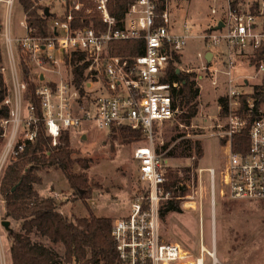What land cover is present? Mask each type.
<instances>
[{
    "label": "built area",
    "instance_id": "built-area-1",
    "mask_svg": "<svg viewBox=\"0 0 264 264\" xmlns=\"http://www.w3.org/2000/svg\"><path fill=\"white\" fill-rule=\"evenodd\" d=\"M92 1L94 7L87 11L95 12L101 22L90 19L85 26L74 25L73 9L81 10L84 0H57L59 8H50L53 33L34 34L24 19L21 25L26 33L19 35L11 26L15 0H0L7 7V18L0 29L8 55L7 66L2 65L0 71L9 70L13 74V85L8 87L4 100L10 111L0 118V125L4 127L0 135L6 137L0 170L7 159L16 158L25 150L28 140L37 139L40 118L35 116L34 106L28 109L27 116L23 115L29 82L36 84V93L42 98L43 119L54 137V145L63 130L79 127L85 121L100 127L140 128L148 141L138 143L135 157L141 161L139 175L145 185L132 199L128 215L114 219L113 235L119 256L125 264H208V256L213 253L203 238L198 249H187L179 242L168 240L163 231L162 207L171 197L164 184L174 164L172 157L166 155L169 148L162 149L164 143L159 149L154 139L156 121L180 120L181 114L187 112L177 94L181 83L165 78L175 53L183 52L189 35L170 29L171 0H166L163 12L158 10V0H128L122 16L111 10V3L116 5V0ZM262 7L264 0L259 10L245 12L233 0H228V9L217 25L204 34L217 48L222 44L227 48L224 69L218 68L215 56L211 66L216 67L204 66L214 72L222 70L228 80V90L219 98L224 123L218 124L221 127L218 134L225 141L221 144L217 165L200 166L197 170L201 204L205 172L211 207L228 198L264 200V88L262 92L261 88L243 90L235 77L237 55L250 46L256 49L264 46ZM212 12L216 13L217 9L213 8ZM221 21L224 25L218 28ZM186 31H189L188 25ZM134 39L144 42L140 54L115 53L113 42ZM19 51L27 54L31 65L40 70L35 75L32 68L28 81L16 73L15 58ZM78 55L82 56L79 64H86L83 92L73 72L72 60ZM49 67L55 70V76ZM259 72L264 73V62L260 63ZM203 77L198 73V79ZM243 81L249 86L248 78ZM213 83L217 84V80ZM192 86L197 89L195 84ZM237 135L248 138V143L245 138L239 141L238 149L234 143ZM174 168L183 170L182 166ZM198 215L203 236V208L194 212V217ZM1 255L5 256L2 251Z\"/></svg>",
    "mask_w": 264,
    "mask_h": 264
},
{
    "label": "rangeland",
    "instance_id": "rangeland-1",
    "mask_svg": "<svg viewBox=\"0 0 264 264\" xmlns=\"http://www.w3.org/2000/svg\"><path fill=\"white\" fill-rule=\"evenodd\" d=\"M262 2V0H260ZM255 0L240 1L237 6L241 11H252ZM40 3L51 5L54 10L59 8L57 0H40ZM170 29L179 34H188L186 44L182 50L181 61L177 62L183 75H187L191 80H196L197 95L193 98L198 108L197 114L190 117V123L180 120L166 122L156 121L154 125V139L160 148L162 144L170 143L173 135L180 131H186L187 137L202 142L204 155L199 157L193 148L196 158L172 157L174 167L182 166V172H179L184 184L190 185L187 194L183 197V212L170 211L163 217V231L168 240L179 242L187 249H198L202 238L206 245L212 250L213 255L208 256V264H214V221L213 207L209 202L208 181L205 172L203 173V205L201 204V185L199 183L198 167L217 165L218 155L223 143L222 135L218 132L224 123V118L218 108V97L222 96L228 90L227 75L219 70L218 72L210 71L204 66H211L204 56L207 51L212 50L217 62L226 59L220 54L221 50L213 45L212 40L206 39L204 34L212 30L217 21L222 17L223 12L228 9V0H171L170 4ZM216 8L217 12L213 13L212 9ZM262 19L260 22L264 26V8L262 7ZM11 26L16 33L23 35L26 30L21 25V20L27 18L24 12L21 0H15L11 11ZM7 18V7L0 3V23ZM29 23V21H28ZM186 25L189 31H186ZM0 42L3 45V51L6 52L4 39L0 29ZM222 48H226L222 44ZM259 49V48H258ZM256 48L250 46L236 57L235 77L236 84L243 86V90L251 91L256 87L264 86V73L259 72V64L264 59L254 60L257 58ZM202 55H199V53ZM18 53V52H17ZM21 54L15 58L17 67L16 73L21 77L23 69L19 64ZM7 53H4V60L1 64L7 66ZM242 60V61H241ZM241 62V65H240ZM29 64L31 61L29 60ZM196 68L197 71L188 72L189 68ZM216 67L215 65L211 68ZM34 74L40 73L39 67H33ZM218 68L224 69L219 64ZM52 76H55L54 71ZM198 73L203 74V79H198ZM33 74V75H34ZM7 78L9 88L13 85V74L9 70L4 73ZM40 78H43L40 75ZM248 78L249 86L243 79ZM217 80V84L213 80ZM180 101L181 98L179 97ZM26 101V100H25ZM220 103V102H219ZM184 109L188 112L189 106L183 102ZM6 114V113H5ZM24 116L28 115V110L24 109ZM4 114L1 115V117ZM0 117V118H1ZM125 127V126H121ZM70 133V145L79 153L77 157H85L92 160L88 170V176L91 182L96 183L91 197L87 200L81 194L73 191L64 172L60 169L50 168L38 171L41 182L35 184L41 196L55 197L58 203L66 200L61 207V211L69 215L89 216L91 211L99 216L124 217L128 215L132 199L142 189L144 181L140 179L139 170L141 161L135 157V148L138 143H146L148 138L144 136L141 141L132 143L123 142L121 137H114L109 127H100L92 121H85L79 127H73L68 130ZM179 140V139H178ZM6 138L0 135V158L5 148ZM199 159L196 167V159ZM16 158H9L3 165L0 172V182L4 175L7 165ZM191 166L189 176H186L187 167ZM145 185V183H144ZM90 205V207L88 206ZM204 211V234L201 235V220L199 215L194 217L195 211ZM216 247H217V264H264V200H245L228 198L222 204L216 207ZM6 211V201L0 194V219H9L11 228L21 231V224L12 218H4ZM191 216V217H189ZM0 234L3 235L0 244H4L5 251L1 245L3 255L0 254V264H13L9 229L0 222ZM32 238L35 241L43 240L48 246H51L59 254L64 253L62 245L55 244L49 239L41 238L37 232H33Z\"/></svg>",
    "mask_w": 264,
    "mask_h": 264
},
{
    "label": "trees",
    "instance_id": "trees-1",
    "mask_svg": "<svg viewBox=\"0 0 264 264\" xmlns=\"http://www.w3.org/2000/svg\"><path fill=\"white\" fill-rule=\"evenodd\" d=\"M240 1L243 0H233V4L237 5ZM84 2V7L81 10L73 9V13L76 15L73 24L85 26L90 23V19L101 22L95 12L87 11L89 7H94V2L92 0H84ZM165 2L166 0H158L160 12L164 11ZM21 3L34 34L46 35L54 32L50 23V16L53 15L50 10L51 5L42 4L40 0H21ZM127 4L128 0H116V5L111 3V10L118 16H122ZM260 6L261 1L255 0L252 12L259 10ZM47 7H49V12ZM143 44V40L139 39L113 42L115 53L122 55L140 54ZM257 52L258 56L254 60L264 59V46L260 47ZM4 53L2 42H0V67L4 61ZM19 54H21L19 64L23 69L22 76L28 81L32 65L29 64L27 54L21 51ZM181 57V53H175L174 59L167 69L168 73L165 80L181 83L177 94L181 98L180 102L189 106V111H184L181 114V119L190 123L189 118L195 116L198 111L195 103H192L194 96L197 95V90L193 88L190 77L178 71L177 62L181 61ZM80 59L82 56H75L72 63L74 64L75 81L83 92L86 64L80 65ZM258 88H261L262 92L264 86ZM36 89V84L29 82L25 92V100L27 109L34 106V114L40 118L37 122V139L35 142L27 141L25 150L7 165L0 182V194L6 201L4 218H12L22 227L21 231L11 227L9 229V237L12 238L13 264H125L119 256L116 239L113 235V217L99 216L93 211L89 216L69 215L61 211L60 207L66 203V200H61L58 203L55 197L41 196L35 187V184L42 180L38 171L44 168L62 170L72 190L81 194L85 201L92 196L94 187L97 185L91 182L88 176L87 169L92 160L75 156L79 152L71 147L68 130H63L58 143L53 144L54 137L48 132L46 122L43 119L42 98L36 93ZM7 96L8 86L4 73L0 71V117L10 111V107L4 103ZM110 129L112 135L121 137L123 142L132 143L144 138L143 130L140 128L113 126ZM2 130L3 128L0 126V132ZM244 138L245 142L248 143V138L243 137V135L235 137L236 149L239 148V141ZM174 141L175 143L171 148L167 144L162 146V149L169 148L166 153L167 156L196 158L193 151L194 146L199 157L204 155L202 142L187 137V132L180 131V127H177V132L173 135L170 143ZM224 141L225 139H223ZM198 163L199 159L197 158L196 167ZM191 169V166L187 167L186 176L190 177L189 171ZM167 177L168 180L164 186L166 191L170 192L171 197L162 207L163 217L170 211L183 212L185 210L182 201L189 190L174 167L169 169ZM14 187L16 188L14 189ZM88 206L90 207V205ZM33 232H37L41 238L62 245L64 253L59 254L43 240L35 241L31 235Z\"/></svg>",
    "mask_w": 264,
    "mask_h": 264
},
{
    "label": "crops",
    "instance_id": "crops-1",
    "mask_svg": "<svg viewBox=\"0 0 264 264\" xmlns=\"http://www.w3.org/2000/svg\"><path fill=\"white\" fill-rule=\"evenodd\" d=\"M85 4V3H84ZM84 7V6H83ZM1 24V23H0ZM13 32L15 33V34H18V33H16V31H14L13 30ZM219 50H221V52H220V54H227V48H222V46H220V48H219ZM209 51H212V50H209ZM208 52V51H207ZM207 52H206V55H207ZM213 52V51H212ZM6 53V52H5ZM181 54H182V52H181ZM214 56H215V54H214V52H213V58H214ZM240 56H241V53H239V59H240ZM224 57L226 58V56L224 55ZM212 58V59H213ZM5 61V60H4ZM224 59H222V61H219V62H217V63H219L220 65H224ZM242 61V60H241ZM210 63L212 62V60L211 61H209ZM215 63H216V61H215ZM240 65H241V62H240ZM180 68V67H179ZM179 68H178V71H179ZM193 68V67H192ZM194 70H196V68H193ZM211 71V70H210ZM5 80H6V82H7V78H5ZM192 81V84H195L196 85V88L198 89V86H197V83L195 82V80H191ZM8 83V82H7ZM198 92V91H197ZM25 104H24V109L26 108L27 109V107H26V101L24 102ZM218 105H219V97H218ZM218 108H219V106H218ZM24 109H23V113H24ZM28 110V109H27ZM28 113H29V110H28ZM5 115V114H4ZM1 126V125H0ZM2 128H3V130L0 132V134L1 133H3L4 132V127L3 126H1ZM2 137H5V136H2ZM6 138V137H5ZM3 168V167H2ZM2 170V169H1ZM1 170H0V172H1ZM0 222H1V224H3L6 228L8 227V229H10V220L9 219H7V220H5V219H0ZM1 228V227H0ZM2 238H3V235L2 234H0V241L2 240ZM1 245H2V247H3V249H4V251H5V247H4V244L2 243V244H0V254H1V251H2V249H1Z\"/></svg>",
    "mask_w": 264,
    "mask_h": 264
},
{
    "label": "water",
    "instance_id": "water-1",
    "mask_svg": "<svg viewBox=\"0 0 264 264\" xmlns=\"http://www.w3.org/2000/svg\"><path fill=\"white\" fill-rule=\"evenodd\" d=\"M47 11L49 12V7L46 8ZM224 25L223 21H221L219 24H218V28H221L222 26ZM206 58L208 61H211L212 58H213V52L212 51H208L207 52V55H206ZM179 71H181V69L179 68ZM1 112V110H0ZM16 187H14L15 189ZM213 191H214V187H213ZM213 221H214V264H217V256H216V253H217V247H216V208L213 207Z\"/></svg>",
    "mask_w": 264,
    "mask_h": 264
}]
</instances>
